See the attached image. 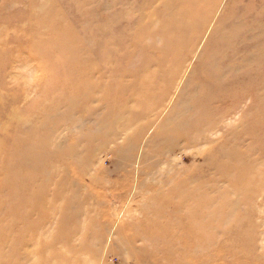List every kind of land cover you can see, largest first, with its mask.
<instances>
[{
  "label": "rangeland",
  "instance_id": "rangeland-1",
  "mask_svg": "<svg viewBox=\"0 0 264 264\" xmlns=\"http://www.w3.org/2000/svg\"><path fill=\"white\" fill-rule=\"evenodd\" d=\"M180 263L264 264V0H0V264Z\"/></svg>",
  "mask_w": 264,
  "mask_h": 264
},
{
  "label": "bare ground",
  "instance_id": "bare-ground-1",
  "mask_svg": "<svg viewBox=\"0 0 264 264\" xmlns=\"http://www.w3.org/2000/svg\"><path fill=\"white\" fill-rule=\"evenodd\" d=\"M52 43H62L61 40H58V38H53L50 37L47 40L46 43V47L50 48V44ZM60 52V51H59ZM61 55V53H60ZM45 62L50 64V63H56L58 61H54L51 60L47 57L44 58ZM53 61V62H52ZM235 64H233L231 67H234ZM59 192V189H57L56 191L53 192V195H56ZM207 210H209L208 205H206ZM221 211L223 210L222 205L220 207H218ZM233 209V208H232ZM231 210V208H230ZM199 212H197L198 214ZM233 217L230 218L228 221L226 218H218L216 222V224H201V222L199 223V225L197 224H191V221H194V217H192V219H189V221L186 224H180L183 229L184 228H190L193 232V235L188 237L189 239H192L196 242V245H198L199 247H204L207 248L210 244H213L220 236L219 235H226L229 238H231V246H239V244L241 245V247H246V235L245 237L243 236V234H245L246 232L244 230H242V234L240 232V227L237 224V222H234V219H239L236 218L235 215H232ZM210 217V216H209ZM235 223L232 225V223ZM180 225L178 226V228H180ZM241 225V224H240ZM213 226V227H212ZM219 240V239H218ZM165 248V247H164ZM218 261H222L225 262L227 261L225 259V257H219L217 259ZM229 260V259H228ZM180 264H184V263H180ZM207 264V263H206Z\"/></svg>",
  "mask_w": 264,
  "mask_h": 264
}]
</instances>
